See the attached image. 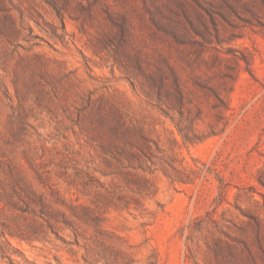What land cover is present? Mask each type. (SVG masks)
<instances>
[{
  "label": "rangeland",
  "instance_id": "obj_1",
  "mask_svg": "<svg viewBox=\"0 0 264 264\" xmlns=\"http://www.w3.org/2000/svg\"><path fill=\"white\" fill-rule=\"evenodd\" d=\"M0 264H264V0H0Z\"/></svg>",
  "mask_w": 264,
  "mask_h": 264
}]
</instances>
